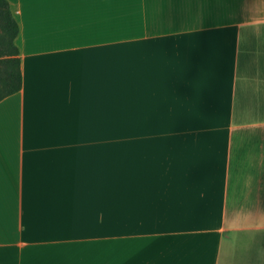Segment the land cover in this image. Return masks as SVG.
Returning a JSON list of instances; mask_svg holds the SVG:
<instances>
[{"label":"crops","instance_id":"0c3cea01","mask_svg":"<svg viewBox=\"0 0 264 264\" xmlns=\"http://www.w3.org/2000/svg\"><path fill=\"white\" fill-rule=\"evenodd\" d=\"M0 264H264V0H10Z\"/></svg>","mask_w":264,"mask_h":264},{"label":"trees","instance_id":"16d2710c","mask_svg":"<svg viewBox=\"0 0 264 264\" xmlns=\"http://www.w3.org/2000/svg\"><path fill=\"white\" fill-rule=\"evenodd\" d=\"M19 32L10 0H0V101L20 91L24 84L22 56L16 42Z\"/></svg>","mask_w":264,"mask_h":264}]
</instances>
